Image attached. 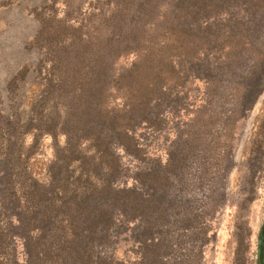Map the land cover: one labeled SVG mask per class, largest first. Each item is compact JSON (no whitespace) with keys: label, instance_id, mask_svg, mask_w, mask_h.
Segmentation results:
<instances>
[{"label":"trees","instance_id":"16d2710c","mask_svg":"<svg viewBox=\"0 0 264 264\" xmlns=\"http://www.w3.org/2000/svg\"><path fill=\"white\" fill-rule=\"evenodd\" d=\"M56 4L30 11L39 29L23 49L43 56L33 69L43 90L27 114L18 92L32 67L23 65L5 85L0 264H198L209 242L210 219L201 215L226 196L219 184L231 173L238 123L264 93V0H91L85 9L84 1L67 0L64 17L53 11ZM223 51L217 67L209 57ZM130 55L137 57L131 67H119ZM197 79L206 92L177 135L169 167L180 186L191 169L199 182L216 178L217 187L201 211L174 214L177 232L191 242L176 257L163 230L165 222L174 228L168 209L183 196L165 191L159 167L122 187L116 151L141 160L138 130L160 129L167 116L188 112ZM31 135L35 142L27 146ZM41 137L52 138L54 159L46 183L27 184L21 179ZM130 225L134 262L116 256Z\"/></svg>","mask_w":264,"mask_h":264},{"label":"rangeland","instance_id":"374dc122","mask_svg":"<svg viewBox=\"0 0 264 264\" xmlns=\"http://www.w3.org/2000/svg\"><path fill=\"white\" fill-rule=\"evenodd\" d=\"M5 1L12 4L2 6ZM66 1L57 0V4L54 6L53 11H56L59 17H64ZM82 1H84L85 9L91 0ZM53 2L54 0H0L1 111H5L8 104L6 103L8 92H6L5 85L23 65L32 67V71L18 92L19 101H21L20 110L27 114L33 99L43 90V83L38 73L33 72L34 67L43 56L38 51L28 52L23 48L26 43L32 41L39 29V23L30 14V11L44 5L51 6ZM223 20L226 24L225 19ZM220 35L223 38V31ZM225 55V51L220 52L218 56L214 52L209 58L212 62L214 60L217 65V63L223 62L222 56L225 58ZM136 59L137 57L134 55L124 57L119 62V67L129 68ZM205 88L204 82L197 79L192 83L190 89L191 104L188 112L182 111L176 116H167L160 129L142 128L138 130L137 139L145 149L141 160L128 156L122 149L116 151L124 168L121 175L122 187L136 186L137 181H140L138 180L140 175L143 176L141 179H145L144 175L147 170L159 167L163 175L162 183H164L165 191L169 194L174 193L178 197L183 196V203L178 202L177 208H169L170 198L166 197L165 199V206L169 208L168 218L172 223H175V226L172 228L171 223L169 225L168 222H165L164 224L167 226H164L163 232L168 233V239L172 241L170 251L176 257H181V252H184L185 249L187 253L191 242L177 232L178 223L176 224L177 218L174 214L181 211V214L193 213L190 215H194L197 211H201L212 190L217 187L216 178H213L214 182L212 181L213 176L199 182L193 175L195 174L194 170L191 169L186 174V184L180 186L177 180H174L173 168L169 167L176 151L178 153L177 135L196 116L194 113L205 95ZM177 116L178 118H175ZM235 134L231 173L219 184V187L225 188L226 196L218 201L217 207L210 215H201L205 221L210 219L207 222L209 242L203 248L198 264H257L258 261V238L264 218V93L248 117L238 123ZM33 142H35L34 136L26 138L27 146ZM59 142L62 144L64 138H60ZM53 144L50 137L39 139L36 150L31 151L34 155L29 164H26L28 171L23 174L22 181L30 184L34 179L39 185L46 183L48 167L55 155ZM11 193L15 192L11 191ZM13 197L15 198V194ZM195 200L199 202L196 203ZM199 213L201 214V212ZM134 227L135 225L126 227V232L117 240L116 256L131 262L135 261L138 252V247L134 244L133 229H136ZM17 255L20 261L24 260L23 248L19 244Z\"/></svg>","mask_w":264,"mask_h":264},{"label":"flooded vegetation","instance_id":"af4514ba","mask_svg":"<svg viewBox=\"0 0 264 264\" xmlns=\"http://www.w3.org/2000/svg\"><path fill=\"white\" fill-rule=\"evenodd\" d=\"M258 261L257 264H264V218L260 227L259 238H258Z\"/></svg>","mask_w":264,"mask_h":264}]
</instances>
